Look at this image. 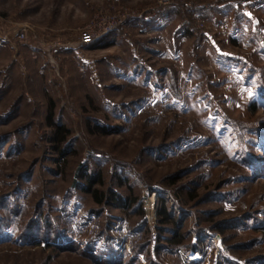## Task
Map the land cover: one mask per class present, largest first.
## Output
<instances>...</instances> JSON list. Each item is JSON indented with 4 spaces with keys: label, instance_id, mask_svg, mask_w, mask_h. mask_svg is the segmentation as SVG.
<instances>
[{
    "label": "rangeland",
    "instance_id": "obj_1",
    "mask_svg": "<svg viewBox=\"0 0 264 264\" xmlns=\"http://www.w3.org/2000/svg\"><path fill=\"white\" fill-rule=\"evenodd\" d=\"M82 164L143 213L101 211ZM79 209L145 226L122 264H264V0H0V264H98L46 245Z\"/></svg>",
    "mask_w": 264,
    "mask_h": 264
},
{
    "label": "trees",
    "instance_id": "obj_2",
    "mask_svg": "<svg viewBox=\"0 0 264 264\" xmlns=\"http://www.w3.org/2000/svg\"><path fill=\"white\" fill-rule=\"evenodd\" d=\"M106 37V36H105ZM105 37L101 38L100 40L96 41V42H100L102 40L105 39ZM95 42V43H96ZM53 106V104H52ZM52 114L50 112L49 116H48V123L51 126H55L54 127V131L55 134L58 135L59 133H64L62 135V143L65 140V134H67L70 129H67L63 126H61L60 124L53 123L52 122ZM103 130L101 129L100 132H102ZM64 150V148H61V152ZM65 151V150H64ZM86 165H81L80 167V172L77 174V176L79 178H81V180H85V192H88L91 194L93 201L95 202V204L101 206V211L102 208L104 209V207L106 206H111L112 208H124V209H130L133 205L135 206L134 208H139L138 209V213L142 214L143 210L141 209L140 205H137V196L136 193L134 192V185L132 184V181H130L131 179L129 177H124L123 175H119L116 176V186L110 187L109 189H103L102 186L105 183V179L101 177L100 175V171L99 170H95L93 169L92 171L88 172L86 170ZM76 183H77V179H76ZM96 184H98L99 186H96ZM122 187H126L127 190V194L125 195V193H123V191H120L119 189ZM100 210H95L93 212H97L99 213ZM157 211H158V216H159V220L161 223V229L159 230V234L160 236L163 238L171 245H176L178 243L181 242V240L178 238L179 234L176 232L177 228H179V225L177 223H175L176 227H174V229H172V231L170 232L168 230V232H170L171 235H164L165 232H167V229H164L165 225L170 223V222H175L172 221V209L171 207L168 205L167 201H166V197L164 196H158L157 198ZM66 213V214H65ZM64 214V216L67 218V222L69 223V213L68 211H66ZM58 230V231H57ZM57 233H56V237H54L52 242H47L46 245H48V247L53 246L55 249L60 250V251H68V250H77L79 253L83 254V255H88L89 257H92V259L98 263V264H122L121 258L123 257L121 252H117V251H112L108 257H102L99 254H94L91 252V246L89 244L84 243V245L87 246L88 249L83 250L80 249V247L82 245H78L76 242H74L73 240V236L70 232V228L67 226L65 228H62L59 230V228L57 229ZM30 239L34 238V235H31V233H28V235ZM33 236V238H32ZM56 240H61L59 241V243H56ZM67 241V242H65ZM35 243V239L31 240V242L29 243ZM78 245V248H77ZM139 251V249H138Z\"/></svg>",
    "mask_w": 264,
    "mask_h": 264
},
{
    "label": "built area",
    "instance_id": "obj_3",
    "mask_svg": "<svg viewBox=\"0 0 264 264\" xmlns=\"http://www.w3.org/2000/svg\"><path fill=\"white\" fill-rule=\"evenodd\" d=\"M116 26V23L111 22L105 25L99 24L97 29L91 27L83 33L82 42L97 41L113 31ZM155 197L156 193H153L151 198ZM148 218L151 217L148 216ZM69 223L73 239H86V244H89L91 251L96 254L104 252L110 254L112 251H125L132 254V243L141 240L146 230L142 224L131 228L128 219L122 217L116 223L110 225L107 234H104L99 225L100 216L97 213L83 212L80 209L69 213Z\"/></svg>",
    "mask_w": 264,
    "mask_h": 264
},
{
    "label": "bare ground",
    "instance_id": "obj_4",
    "mask_svg": "<svg viewBox=\"0 0 264 264\" xmlns=\"http://www.w3.org/2000/svg\"><path fill=\"white\" fill-rule=\"evenodd\" d=\"M151 201H155V198H151ZM151 210L153 211L154 210V203L151 204ZM154 214V213H153ZM152 215V214H151Z\"/></svg>",
    "mask_w": 264,
    "mask_h": 264
}]
</instances>
